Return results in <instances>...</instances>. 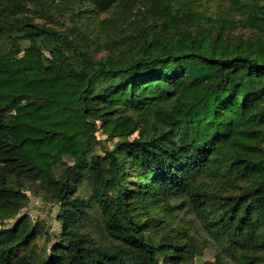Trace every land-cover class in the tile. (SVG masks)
<instances>
[{"label":"trees","instance_id":"16d2710c","mask_svg":"<svg viewBox=\"0 0 264 264\" xmlns=\"http://www.w3.org/2000/svg\"><path fill=\"white\" fill-rule=\"evenodd\" d=\"M200 4L0 0V264H264V0ZM116 6L98 54L74 18ZM27 191L60 208L48 249Z\"/></svg>","mask_w":264,"mask_h":264},{"label":"rangeland","instance_id":"374dc122","mask_svg":"<svg viewBox=\"0 0 264 264\" xmlns=\"http://www.w3.org/2000/svg\"><path fill=\"white\" fill-rule=\"evenodd\" d=\"M202 4L200 7L204 8L209 12H213L216 15H219L223 12L224 9L227 8L229 0H200ZM138 4V3H137ZM123 6H116L113 9H110L108 12L101 13L99 16L94 18H88L86 15L83 17V22H81V18H74L77 24L82 23V27L88 28L93 33H98L99 40L101 41V45L99 47L100 52L98 54H107L114 46L115 39L121 40V36L125 33V31H129L131 28L132 18H130L129 12L124 10ZM54 23L50 20H46L47 24L58 25L60 27H70L73 22V18L69 16L66 11L55 10V12L51 15ZM106 20H103V19ZM130 18V19H128ZM22 53L21 50H17L16 54L19 56ZM97 138L101 140V142H97L93 149V153L103 154V147L110 146L111 141L104 139V136L100 132H96ZM65 160H69L68 157H65ZM90 188L85 184L82 187V195L88 196ZM29 196V201L26 207L22 208L19 214H27L33 220L35 225H38L40 228L39 235L36 239L35 248L37 250H41L46 247L47 249L53 243L56 234L59 232L61 225L57 220V216L60 213L59 206L50 200H44L41 196L32 194L31 191H27ZM18 214V215H19ZM98 212L96 208L93 206L91 208V215L89 219L91 223L89 224L94 229L99 228V220L97 219ZM9 222H5L4 226H8ZM202 259L203 262L198 264H214V256L210 250H205L203 256H197ZM194 260V264L196 263V258Z\"/></svg>","mask_w":264,"mask_h":264},{"label":"water","instance_id":"95a60500","mask_svg":"<svg viewBox=\"0 0 264 264\" xmlns=\"http://www.w3.org/2000/svg\"><path fill=\"white\" fill-rule=\"evenodd\" d=\"M201 262H203L202 259L200 257H197L196 258V263L198 264V263H201Z\"/></svg>","mask_w":264,"mask_h":264}]
</instances>
